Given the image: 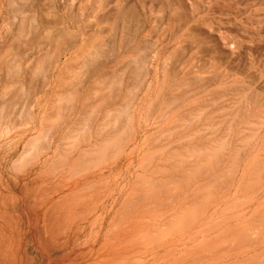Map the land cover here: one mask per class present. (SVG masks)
<instances>
[{
	"label": "bare ground",
	"instance_id": "obj_1",
	"mask_svg": "<svg viewBox=\"0 0 264 264\" xmlns=\"http://www.w3.org/2000/svg\"><path fill=\"white\" fill-rule=\"evenodd\" d=\"M137 1L0 0V264H264V0Z\"/></svg>",
	"mask_w": 264,
	"mask_h": 264
},
{
	"label": "rangeland",
	"instance_id": "obj_2",
	"mask_svg": "<svg viewBox=\"0 0 264 264\" xmlns=\"http://www.w3.org/2000/svg\"><path fill=\"white\" fill-rule=\"evenodd\" d=\"M140 1H142V3L140 2ZM138 0L135 4H137V3H139L138 5H136L135 7H137L138 6V8H136V9H138V11L140 12V13H142V10H143V13H144V11L146 12L147 10H149V8L151 7V10H154L155 11V7L158 5V4H154V3H156V1H157V3H159L158 1H161V0H147L148 2H146V0ZM153 1V2H152ZM164 1H166V0H164ZM234 1L235 0H233V2H228L227 4H228V7H231L232 9H233V7H235L234 9H236V4L234 3ZM143 2H144V4H143ZM150 2V3H149ZM147 3H149V4H147ZM152 3V4H151ZM229 3H231V4H229ZM141 4H143V5H141ZM146 4H147V6H146ZM233 4H234V6H233ZM140 5V6H139ZM155 5V6H154ZM154 6V7H153ZM139 7H140V9H139ZM201 7V6H200ZM141 8H142V10H141ZM143 8H145V10L143 9ZM146 8H147V10H146ZM201 8H203V6L201 7ZM134 24V22L131 24V25H133Z\"/></svg>",
	"mask_w": 264,
	"mask_h": 264
}]
</instances>
